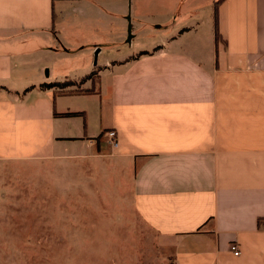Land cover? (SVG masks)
I'll use <instances>...</instances> for the list:
<instances>
[{"label": "crops", "instance_id": "obj_1", "mask_svg": "<svg viewBox=\"0 0 264 264\" xmlns=\"http://www.w3.org/2000/svg\"><path fill=\"white\" fill-rule=\"evenodd\" d=\"M216 1L0 0V159L115 130L149 264H264V0H223L218 43Z\"/></svg>", "mask_w": 264, "mask_h": 264}, {"label": "rangeland", "instance_id": "obj_2", "mask_svg": "<svg viewBox=\"0 0 264 264\" xmlns=\"http://www.w3.org/2000/svg\"><path fill=\"white\" fill-rule=\"evenodd\" d=\"M131 179L111 145L90 141L0 159V264L151 263L158 238L133 213Z\"/></svg>", "mask_w": 264, "mask_h": 264}, {"label": "built area", "instance_id": "obj_3", "mask_svg": "<svg viewBox=\"0 0 264 264\" xmlns=\"http://www.w3.org/2000/svg\"><path fill=\"white\" fill-rule=\"evenodd\" d=\"M105 136L107 138L108 143L112 146V148L116 149L118 146V141L115 130H108L107 132H105ZM230 250L235 256H238L240 253L237 245H232L230 247Z\"/></svg>", "mask_w": 264, "mask_h": 264}, {"label": "trees", "instance_id": "obj_4", "mask_svg": "<svg viewBox=\"0 0 264 264\" xmlns=\"http://www.w3.org/2000/svg\"><path fill=\"white\" fill-rule=\"evenodd\" d=\"M223 0H218L214 3V21H215V42L218 43V41L220 40V35L219 32L217 30V7L218 5L222 2ZM90 76L87 77V79H89ZM63 84H44L41 87L42 88H52V87H58V86H62ZM98 139V138H97Z\"/></svg>", "mask_w": 264, "mask_h": 264}, {"label": "water", "instance_id": "obj_5", "mask_svg": "<svg viewBox=\"0 0 264 264\" xmlns=\"http://www.w3.org/2000/svg\"><path fill=\"white\" fill-rule=\"evenodd\" d=\"M128 38H130V27L128 28Z\"/></svg>", "mask_w": 264, "mask_h": 264}]
</instances>
